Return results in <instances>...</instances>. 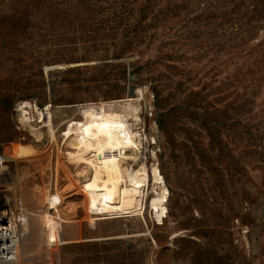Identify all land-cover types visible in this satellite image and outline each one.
I'll use <instances>...</instances> for the list:
<instances>
[{
    "label": "rangeland",
    "instance_id": "rangeland-1",
    "mask_svg": "<svg viewBox=\"0 0 264 264\" xmlns=\"http://www.w3.org/2000/svg\"><path fill=\"white\" fill-rule=\"evenodd\" d=\"M108 110L139 115L165 205L152 184L146 214L84 179L60 190L44 122L65 148ZM3 213L18 264H264V0H0Z\"/></svg>",
    "mask_w": 264,
    "mask_h": 264
},
{
    "label": "bare ground",
    "instance_id": "bare-ground-1",
    "mask_svg": "<svg viewBox=\"0 0 264 264\" xmlns=\"http://www.w3.org/2000/svg\"><path fill=\"white\" fill-rule=\"evenodd\" d=\"M31 107L36 108L35 105H31ZM17 110L20 117H22L21 107H18ZM106 115L109 122L98 125L80 122L70 130H65V148L57 140L53 123L51 121L44 122L43 125L49 126L51 131L50 136L54 144L53 151L56 157L55 170L57 175L59 173V163L64 158L67 167L71 170L70 174H72V179H67L65 184L61 185L60 190L67 192L72 187L78 186L77 181L79 179H84L86 182H82L83 184L80 185L88 186L90 184L91 192L100 190L104 195L110 193L122 195L130 207L139 208L140 211L137 212L139 214H146L147 203L155 195L159 204L165 205L167 189L156 176V172L159 170L158 161L156 163L151 162V168L149 169L145 166V159L138 151L141 142L135 135L139 131L133 128L131 120L139 119V115L133 111L121 110H108ZM151 184L152 197L145 192V188L149 189ZM45 196H48V192L45 193ZM55 207L61 210L63 208L62 201H56ZM10 219V236H0V246L3 247L6 243L7 248H10L11 253L17 259L20 238L12 217ZM45 219L46 240L48 242L56 241L61 233L58 225L61 222L51 219L48 211Z\"/></svg>",
    "mask_w": 264,
    "mask_h": 264
},
{
    "label": "built area",
    "instance_id": "built-area-1",
    "mask_svg": "<svg viewBox=\"0 0 264 264\" xmlns=\"http://www.w3.org/2000/svg\"><path fill=\"white\" fill-rule=\"evenodd\" d=\"M10 215L3 213L0 216V236H10L9 224H10ZM5 243L3 247L0 246V264H18L16 258L11 253L10 248H7Z\"/></svg>",
    "mask_w": 264,
    "mask_h": 264
}]
</instances>
